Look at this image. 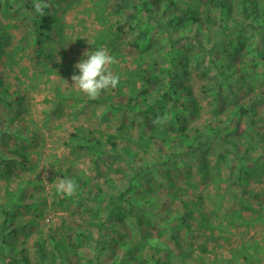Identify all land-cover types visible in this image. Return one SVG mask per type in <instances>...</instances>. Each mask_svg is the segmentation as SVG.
<instances>
[{"label":"trees","instance_id":"trees-1","mask_svg":"<svg viewBox=\"0 0 264 264\" xmlns=\"http://www.w3.org/2000/svg\"><path fill=\"white\" fill-rule=\"evenodd\" d=\"M46 2L51 7L45 9L43 16L35 12L34 0L27 4L33 11V23L28 27L25 40L34 43L40 54L53 58L45 49V42L51 38L56 23L52 13L56 12L57 4L54 0ZM237 2L241 6L239 15L234 14V0H132L137 24L147 19L145 25H140L142 28L132 46L150 58V67L143 72L144 83L139 91L127 95L115 88L112 94L116 100L110 95L107 101L112 110L140 115L143 132L137 138H126L123 150L117 154L119 162H127L125 155L130 154L133 169L128 172L123 167H111L109 159L103 161L102 144L93 143L92 132L76 133L95 150V170L101 179L92 181L72 176L78 184L81 205L91 204L90 221L86 220L85 206H82L83 212L69 210V217H63L61 221L64 234L49 231L48 238L41 237L31 244L32 239L24 230L31 228L32 223L30 220L22 222L17 216L18 203L22 199H16L10 207L0 203V264H199L193 256V246L181 232L192 227L191 223L196 219L194 206L199 204L201 197L195 202H178V194L174 195L172 202L178 203L173 210H166L158 198V188L163 186L174 190L176 182L183 181L185 173H190L192 162L185 161V156L196 164L200 179L207 181L210 177L208 160L213 148L216 149L218 167L227 164L233 173L235 165H239L232 183L240 186L242 195L244 192L264 195V131L254 125L258 110L242 102L231 105V98H227V93L234 96L255 93L257 87L264 84V1ZM121 30L122 26H119L118 31ZM190 30L194 33L191 34ZM121 33L125 35L126 32ZM214 37L217 41L213 46L203 45L204 52L197 54V58L205 65L206 71L218 76V79L215 75L210 76L203 93L209 94L217 107H222L224 116L192 126L190 119L198 108L196 96L178 79L186 74L185 68L193 59L189 41L198 40L202 45V38L210 40ZM12 39L13 35L6 27L0 28V42H11ZM156 43L163 47L160 58L148 53ZM0 52H4L1 47ZM157 84H163V90L157 88ZM20 99L0 78V103L12 105V101ZM256 101H264L263 90ZM249 116L253 121L250 128L245 125ZM157 117L167 119L154 124ZM9 122L6 132L11 133L14 145L11 147L5 140L0 141V171L5 170L11 175L14 164L28 165L29 155L38 140L34 134L22 136L19 130L24 126H13V120ZM261 134L263 138L258 140ZM111 144L112 148L116 147L115 143ZM152 148L157 152L152 153ZM184 161V173L181 168L175 175L172 171L166 175L158 172L157 176L153 173L159 165L173 163L177 168ZM66 177L71 178V174L69 177L67 173ZM207 183L209 187L212 184ZM29 185L36 184L28 179L19 186L25 192ZM212 187L211 203L221 212L228 213L230 222V217L236 213L239 215L242 210L231 212L232 206L224 198L225 194L219 187L213 184ZM232 191V187L225 189L227 194ZM57 197L63 205L66 197L58 193ZM28 198L30 202L32 196ZM32 204L34 201L26 205ZM241 204L254 211L253 203L243 200ZM199 220L195 231L207 233L203 226L204 215ZM168 229L169 239L176 243L177 251L160 237Z\"/></svg>","mask_w":264,"mask_h":264},{"label":"rangeland","instance_id":"rangeland-1","mask_svg":"<svg viewBox=\"0 0 264 264\" xmlns=\"http://www.w3.org/2000/svg\"><path fill=\"white\" fill-rule=\"evenodd\" d=\"M31 1L0 0V28L6 27L13 35L11 42H0V47L4 50L0 52V78L14 95L21 97L19 101H12V105L0 103V141L5 140L11 147L14 145L11 133L6 132L10 120H13V126H24L19 130L22 136L34 134L38 140L29 155L28 165L24 167L14 164L11 175L5 170L0 171V203L10 207L16 199H22V202L18 203L20 207L17 209V216L22 222L31 221L32 227L25 229L24 233L32 239L30 243L35 244L41 237L48 238L49 231L64 234L61 221L63 217H69V210L79 212L82 211V206H85L83 211L88 216L86 220L90 221L89 202L81 205V198L76 194L66 197L65 203L61 205L55 187L60 179L67 178V173L69 177L71 174V179L76 175L85 180L101 181L95 170V150L88 145L85 138L76 133L92 132L93 143L102 144L103 161L109 159L111 167H123L131 172L132 156L127 153V162L120 160V164L117 154L123 150L126 138H137L143 132L140 115L110 108L107 97L111 95L112 99L116 100L112 94L113 89L93 100L74 88L71 77L80 74L75 65L87 58L84 56L86 51H96L100 47L108 49L118 60V64L113 66L114 73L120 76L118 92L131 95L141 89L144 83L143 72L150 67L148 64L151 60L141 50L132 46L136 34L142 28L140 25L147 22V19H143L140 25L137 24L132 0H54L57 10L52 14L56 23L51 31V38L45 42V49L54 56L53 58L40 54L34 43H27L25 40L28 37V27L33 23V11H30L27 5ZM234 3V14L239 15L241 6L237 0H234ZM119 26L126 32L125 35H122V30L118 31ZM132 27L136 29L132 30ZM190 33L193 34V30H190ZM201 40L202 45L198 40L197 43L193 39L189 41L193 59L185 68L186 74L178 79L190 87L196 96L198 108L190 119L192 126L224 116L222 107H217L211 102V96L203 93L210 76L215 75L217 79L218 76L214 72L210 74L206 71L205 65L199 63L197 58V54L204 52L203 45L213 46L217 37ZM162 52L163 47L156 43L148 53L160 58ZM157 85V88L163 90V84ZM261 90L264 91V84H260L255 93H244L242 96L227 93V98H231V105H234V102H242L258 110V120H255L254 125L259 131H264V101H256ZM251 124L253 121L249 116L245 125L250 128ZM11 132L14 133V130ZM257 138L262 140L263 135H258ZM111 143H115L116 147L112 148ZM151 151L156 153L157 149L152 148ZM215 153L216 149H211L208 160L210 177L207 181L200 179L196 164L190 157L185 156V161L192 162L190 173H185L183 181L176 182L177 187L174 190L159 187L158 198L162 200L166 210H173L179 201L195 202L196 198L201 197L199 204L194 206L196 219L191 223L192 227L181 232L185 239H189L188 244L193 246V256L199 264H264V195L245 192L242 195L240 186L232 183L239 165H235L233 173L227 164L219 165V168ZM185 161L179 163L177 168L173 163L159 165L153 173L157 176L158 172L160 175H166L172 171L175 175L180 168L184 173ZM42 167L47 168L41 170ZM28 179L36 185L27 186L24 192L19 185L23 186ZM207 182L216 188L219 187L220 192L225 194L224 198L232 206L231 212L242 210L239 215L236 213L231 216L230 222V215L221 212L211 203L210 197L214 188L212 184L209 187ZM154 186L156 187L155 184ZM227 187H232L234 191L225 193ZM177 194L179 200L174 204L172 197ZM29 195L32 196L30 202L34 201L31 206L26 205L30 203ZM243 200L253 203L254 211L241 204ZM202 215L205 217L203 226L207 233L201 234L195 231V227L199 225ZM164 233L160 235L161 239L167 242L172 250L177 251L176 243L169 239L170 230ZM181 242L184 240L181 239ZM190 252L192 254V249Z\"/></svg>","mask_w":264,"mask_h":264},{"label":"clouds","instance_id":"clouds-1","mask_svg":"<svg viewBox=\"0 0 264 264\" xmlns=\"http://www.w3.org/2000/svg\"><path fill=\"white\" fill-rule=\"evenodd\" d=\"M51 7L46 0H34V10L37 14L43 16L45 9ZM89 43H91L89 41ZM86 59H82L75 67L79 70L78 75L71 77L74 82L73 87L85 94L89 99H98L102 93L115 89L120 84L119 74L114 73L113 66L118 64V60L110 54L109 50L100 47L96 51L84 53ZM167 117L161 119L157 117L154 124L165 122ZM47 167H42L45 169ZM40 170V171H41ZM47 179V172L44 173ZM56 192L65 197H73L77 194L78 184L71 178H62L56 183Z\"/></svg>","mask_w":264,"mask_h":264}]
</instances>
